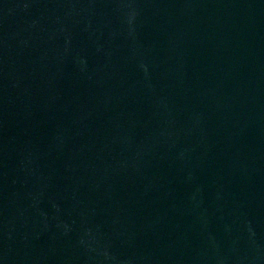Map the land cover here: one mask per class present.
<instances>
[{
	"label": "water",
	"instance_id": "95a60500",
	"mask_svg": "<svg viewBox=\"0 0 264 264\" xmlns=\"http://www.w3.org/2000/svg\"><path fill=\"white\" fill-rule=\"evenodd\" d=\"M0 264H264V0H0Z\"/></svg>",
	"mask_w": 264,
	"mask_h": 264
}]
</instances>
